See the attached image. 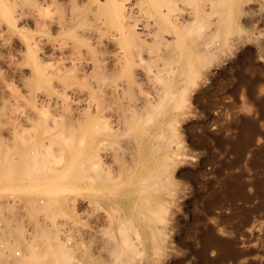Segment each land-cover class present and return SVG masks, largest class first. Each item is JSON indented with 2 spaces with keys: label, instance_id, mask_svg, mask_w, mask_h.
Segmentation results:
<instances>
[{
  "label": "rangeland",
  "instance_id": "1",
  "mask_svg": "<svg viewBox=\"0 0 264 264\" xmlns=\"http://www.w3.org/2000/svg\"><path fill=\"white\" fill-rule=\"evenodd\" d=\"M0 244L264 264V0H0Z\"/></svg>",
  "mask_w": 264,
  "mask_h": 264
},
{
  "label": "bare ground",
  "instance_id": "2",
  "mask_svg": "<svg viewBox=\"0 0 264 264\" xmlns=\"http://www.w3.org/2000/svg\"><path fill=\"white\" fill-rule=\"evenodd\" d=\"M122 4V3H121ZM119 5V4H118ZM2 245V244H0ZM4 254V251L3 250H0V256H2ZM36 254L35 253H31L30 256H35ZM32 258V257H31ZM35 258V257H34ZM25 261V260H24ZM29 260L27 259L25 262H23L22 264H29L27 263ZM18 264V263H17Z\"/></svg>",
  "mask_w": 264,
  "mask_h": 264
}]
</instances>
